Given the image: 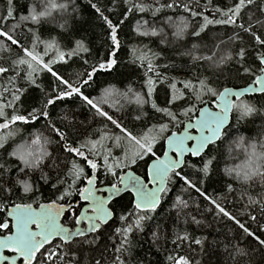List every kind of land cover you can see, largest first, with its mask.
<instances>
[{
  "label": "trees",
  "instance_id": "1",
  "mask_svg": "<svg viewBox=\"0 0 264 264\" xmlns=\"http://www.w3.org/2000/svg\"><path fill=\"white\" fill-rule=\"evenodd\" d=\"M35 2L37 0H13V18H9L7 21L0 19V29L11 30L14 38L19 39L26 47H31L33 43H36V50L43 55L44 61L49 62L53 71L64 79L76 83H79L81 79H86L85 71H91L92 65L107 59L112 50L109 39L110 29L91 8L89 0H75L77 11L72 13L74 19L70 21L72 26L67 31L59 26L64 23L65 19V15L59 12L53 13V17L41 24L21 22L20 17L27 15L29 7ZM57 2H64V0H57ZM92 2L101 7L113 24H119L117 35L120 48L117 51V66L111 72H98L94 77L92 87L85 86L82 91L94 99H98L102 90L109 85H114L120 92L127 91L129 87L138 92L147 101L143 107L121 97H114L108 104L102 105L104 111L133 135L149 134L150 130L151 134L155 135L160 124H167L169 127V132L164 136L178 131L183 122L189 119V116L182 115L186 108L195 105L196 110L189 114L192 118L201 105L213 101L209 95H204L202 101H197L194 93L184 87L188 81L199 87L198 80L206 79L210 86L222 90L225 87H243L260 73L259 59L264 46L256 44L239 25L243 24L247 27L250 17L252 23L264 20V12L261 11L264 9V0H256V4L242 9L239 16H233L235 24L215 23V21L227 19L224 13L231 15L229 10L234 9L239 0H176V3L180 4V7L177 8L161 7L172 3L173 0H128L127 3L125 0H92ZM132 3H144L151 9L160 8V11L155 16L152 15L151 10L147 12L134 10L129 13L127 9ZM184 4H188L193 11L200 15L192 17L190 13L184 11ZM7 8V0H0V18L6 16ZM169 16L174 20H178L181 16L187 18L189 29L184 39L177 41L173 37L174 29L165 23ZM205 16L213 20L214 23L208 25L199 37L192 35V32L200 30ZM125 17L127 18L125 19ZM121 20H123L122 24H120ZM143 21H148L149 27H155L157 30L163 29L161 35L155 37L139 35L136 26L138 22L142 23ZM253 30L264 38V28L257 25ZM237 34L240 38L229 39L236 37ZM36 37L39 39L36 40ZM77 40H83L89 51H80L77 55L68 56L67 53L76 47ZM161 40L165 42L161 43ZM52 42H55L60 52L65 53L63 60L59 59L57 51L52 48L44 55L45 47ZM0 45L11 47V53L0 51V66L10 69L8 73L0 76V104H6L12 99L11 95L4 92V88L13 87L9 80L14 79V87L25 90L21 101L16 102V109L21 114L27 115L33 108H42L46 97L54 98L61 89L59 81L45 70L37 71L35 74L36 84L39 87L29 84L25 79L26 66L15 69L11 67L12 59H15L17 55H22L21 49L11 45L5 37H0ZM193 45L197 47L194 49ZM241 48L245 50L243 61H239V57L236 55ZM187 52H191L192 55L183 54ZM144 53L152 58V63L155 66L154 72H147V61L144 62V66H141V61L136 60V56ZM229 53L232 54L233 59L217 67L216 64L219 63L220 58ZM193 55L197 57L213 56L215 63L203 59L194 61ZM245 69H249V71L245 72ZM157 73H159V77ZM149 77L155 81V90L151 96L147 95ZM172 84H175V89L171 87ZM173 98H175L174 103H170L169 101ZM153 102L158 108H167L176 113L178 122H173L165 113L156 111L152 107ZM234 102L250 105L258 111L252 116L240 119L239 123H237V118L240 116V112L237 110L231 112L229 123L233 125V129L229 137L226 138L225 149L228 144L241 136L249 143L264 141V93L246 95ZM47 111L49 112L48 119L41 117L28 125L17 122L11 126L14 136L10 137L5 144L7 151L0 149V163H5V167L10 171L0 170V183L16 180L19 162L10 157L8 152L24 141L30 140L33 133H43L52 141L47 147L53 157H58L60 161L74 159L84 168L86 177L91 176L92 171L87 161L64 150L65 141L59 140L57 135L52 132L49 126L50 122L67 133L66 143L73 147L79 148L81 144L88 141H101L102 136L107 137L101 141L103 147L95 155H92L87 148H84L83 151L89 159L94 160L98 165L95 174L98 183H116L118 176L127 168H115L114 171L117 175L113 176L105 166L104 157L108 156L109 165L123 159L128 144L123 139L124 134L121 129L106 118L97 115L94 109L75 96L71 99L57 100L55 104L48 107ZM5 112L10 117L13 108H5ZM65 114L69 115L72 120L71 127L67 126V121H62ZM138 116L140 119H137ZM2 122L3 118H0V123ZM8 131H0V135ZM117 136L121 137L119 146L115 140ZM163 141L164 138L160 139L154 148L157 155L163 152ZM150 159L152 157H146L145 161H139L137 165L129 168L145 178L146 167ZM186 159L189 164L197 162V167H199L198 157L188 155ZM243 159L242 149L235 148L231 155L225 150V155L221 158L218 168L211 174L210 179L204 178L201 173L191 167H185L183 172L202 192L220 203L256 236L264 239V213L260 211L259 206L249 204V197L264 198V187L259 182L250 185L241 184L224 172L225 167L239 164ZM45 165L43 171L49 175L48 183L39 179L41 175L39 170L30 173L39 192L34 199L25 198L21 201L18 197H13L15 202L31 203L34 206H38L40 203H49L56 199L59 191L67 187V184H61L59 191L57 188H53L51 185L57 181V173L50 171V160H46ZM66 172L67 168L62 164L59 179L63 180ZM86 177L77 182L78 188L84 187L87 181ZM229 185L232 186V191H229ZM169 186L172 190L162 200L154 219L145 223L144 232L133 234V247L130 252L122 254L116 251L122 241V236L116 230L125 226V223L121 222L120 216L127 215L133 210L130 203L132 194L125 192L122 194V199L113 200L109 204L114 216L109 224L102 229L103 235L89 234L88 239L95 237L97 242L90 245L80 240L74 241L70 245L72 251H68V247L63 248V251L68 253L66 260H58L57 264H76L77 261L79 264H96V261H99L100 264H114L117 255H122L126 264H174L173 261L168 260L169 256L174 259L184 257L190 261V264H264V245L259 244L255 236L248 237L233 220L218 214L214 205L195 189L187 188L183 181L176 179V182ZM177 195H181L188 202V207L179 217L176 215V210L172 208ZM69 200L76 205L79 196L74 194L71 198H66V201L60 203L67 205ZM0 203H7V201H0ZM78 209L79 207L76 211ZM251 216H255L256 220L253 221ZM5 217L6 212H0V220ZM67 217L70 216L66 213L65 218ZM192 217L200 220L201 224L193 223ZM157 225L165 238L154 245L152 232L156 231ZM184 231L190 234L191 239L173 244L172 240L175 234ZM205 237L207 240L203 247L194 243V239ZM53 244H61V241L55 239ZM47 247H52V245Z\"/></svg>",
  "mask_w": 264,
  "mask_h": 264
},
{
  "label": "snow or ice",
  "instance_id": "2",
  "mask_svg": "<svg viewBox=\"0 0 264 264\" xmlns=\"http://www.w3.org/2000/svg\"><path fill=\"white\" fill-rule=\"evenodd\" d=\"M125 2L127 3L128 0H125ZM89 4L99 15V18L104 21L108 29H110L109 39L111 40L112 50L107 59L98 62L96 65H92L91 71L86 70L85 75L87 78L81 79L79 83L70 82L53 71L50 63L45 62L43 55L36 50V43H33L31 47H26L19 39L14 38L11 30L4 31L0 29V37H5L7 41H10L11 45H15L21 49L22 55H17L15 59H12L11 67L15 69L20 66H26L25 79L29 84L39 87V85L36 84L35 74L37 71L46 70L51 73L52 76L59 81V85L62 86L54 98L46 97L42 108H33L31 112L24 115L16 109V102L21 101V97L25 90L14 87V79L9 80V83L12 84L13 87H5L4 92L11 95L12 99L6 104H0V118H3V122L0 123V131H9L0 135V149H5V144L8 142V139L14 136L13 131H11L12 125H15L17 122L28 125L39 120L41 117L48 119L49 112L47 109L50 105L55 104L57 100L71 99L75 96L91 109H94L97 115L111 121L112 124L120 128L121 132L124 134L123 139L127 141L128 148L125 151L123 159L117 160L112 165H109L108 156L105 155L104 157L108 172L116 176L117 173L114 171L115 168L132 167L133 165H137L139 161H145V158L149 156L153 158L152 163L147 165L145 178H141L134 173H128L126 177L120 176L117 183L111 185V188L108 190V196L105 199L104 197L95 195L96 176L94 173L98 165L94 160L89 159V157L85 155L83 149L87 148L92 155H95L100 148L103 147L101 141L107 139V137L102 136L101 141H88L77 148L66 143L68 140L67 133L61 131L55 124L49 123L52 132L57 135L59 140L65 141L64 150L87 161L88 166L93 170V175L86 177L84 168L74 159L71 161H60L58 157H53V154L48 151L47 146L52 142L48 137L44 136L43 133H33L30 140L24 141L22 144L17 145L11 152H8L10 157L15 158V160L19 162L16 180L0 183V201H7V203H0V212L8 213L7 217L0 220V264H57L58 260H66L68 253L64 252L63 248L68 247V251H72L70 245L74 241L80 240L90 245L96 243L95 237L88 239L89 234L95 233L100 236L103 235L102 229L105 225L109 224V221L114 216L112 208L108 205L113 200L118 201L122 199L121 194L124 192H129L134 197V200L130 201L133 210L127 215L120 216V220L125 223V226L116 230L117 233L122 236L121 245L116 251L122 254L130 252L133 247V234L145 231V223L154 219V215L157 214L162 200L172 190L169 185L174 184L176 179L183 181V184L187 188L195 189L215 206L218 214H222L224 217L233 220L248 237L255 236L259 244L264 245V239L256 236L254 232L250 231L244 223H241L235 216L221 206L220 203L202 192L201 189L192 182L189 176L183 172L185 167H191L198 173H201L204 178L210 179L211 174L216 171L221 158L225 155V150L231 155L235 148H240L243 150L244 154L243 161L231 167H225V174L241 184L250 185L254 182H259L260 185L264 187V141L249 143L241 136L228 144L226 149L224 147L226 138L229 137L233 129V125L229 123L230 113L233 110L240 112V116L237 118V123H239L240 119L252 116L258 111L250 105L236 103L232 99L234 97L236 101H239L240 97L243 96L247 90L235 92L225 87L220 91L210 86L209 81L206 79L198 80L199 87L191 81L186 82L184 87L190 89L194 93L197 101H202L204 95H209L213 98V103L217 110L213 111L209 108H201L199 109V116L194 124L191 122L186 123L184 131L180 134L171 132L170 135H167V145L174 156L170 157L169 152L165 151L163 153L164 159H161L156 151H154V148L160 139L165 138L164 134L169 132L167 124H160L155 135H152L150 130L149 134L137 136L128 132L127 129L122 128L121 125L102 108V105L108 104L114 97H121L143 107V104L147 103V101L144 100L138 92H135L131 87L125 92H120L114 85H109L102 90L98 99H94L90 95H85L82 91V88L85 86L92 87L94 77L98 72H111L117 66V51L120 48V41L117 35L119 24H113L112 20L104 14L101 7L93 3L92 0H89ZM254 4H256V0H239L235 8L229 10L231 15L224 13L227 19L218 20L215 21V23L235 24L233 16H239L242 9ZM7 5L6 16L0 18L4 21L13 18V0H7ZM161 7L177 8L180 7V4L176 3V0H173L172 3L162 5ZM183 8L184 11L190 13L192 17L200 15V13L193 11L188 4H184ZM134 10L139 12L151 10L152 15L155 16L160 11V8L151 9L150 6L144 3H132L127 11L132 13ZM76 11L75 0H64V2H57V0H37V2L29 7L28 14L20 17V21L41 24L43 21L53 17V13L59 12L65 15L64 23L59 26L67 31L72 26L70 21L74 19L72 13ZM261 11L264 12V9H261ZM126 18L127 17H125V19ZM122 23L123 20L120 21V24ZM165 23L174 29L172 35L175 40L179 41L184 39L189 29L187 18L181 16L178 20H174L169 16ZM213 23V20L205 16L204 23L200 26V30L192 32V35L199 37L201 32H203L208 25ZM148 25V21H143L142 23L138 22L136 26L137 33L141 36L155 37L161 35L163 29L157 30V28L149 27ZM257 25L264 28V20H257L255 23H252L250 17L247 27L243 24H240L239 27L245 33H248L256 44L264 46V38L253 30ZM29 31H31V29H29ZM237 38H240L239 34L229 39ZM38 39L39 38L36 37V40ZM164 42V40H161V43ZM196 47V45H193L194 49ZM50 48L55 49L59 59L63 60L65 53L59 51L55 42L45 47L44 55L47 54ZM0 51L11 53V47L0 45ZM80 51H89L83 40H77L76 47L71 52L67 53V55H77ZM183 54L192 55L191 52ZM214 55L215 53L213 56ZM236 55L239 57V61H243L245 58V50L241 48ZM153 56H155V54H153ZM213 56L197 57L193 55L192 58L194 61L203 59L215 63ZM232 59L233 56L229 53L227 56L221 57L216 66L219 67L220 64L227 63ZM136 60L141 61V66H144V62L147 61V72L155 71L152 58L149 57L147 53L136 56ZM85 63H87V61H85ZM260 63L264 64V56L260 57ZM9 70V67L0 66V76L8 73ZM248 71L249 69H245V72ZM260 72L264 73V68H260ZM17 75H19V73H17ZM157 76L159 77V73H157ZM253 83L259 86L258 89H256L257 91L264 93V75L255 76ZM147 84L149 85L147 95L151 96L155 90V81L149 77ZM171 87L175 89V84H172ZM174 101L175 98L169 102L174 103ZM9 107L13 108V113L10 117L5 112V108ZM152 107L158 112L165 113L171 118V121L178 122L176 113H173L167 108H158L155 102L152 103ZM195 110V105H192L186 108L182 115L189 116L190 121L191 117L189 114ZM137 119H140V117L138 116ZM62 121H67V126H72V120L69 115L65 114L62 117ZM192 128H194L199 135H192L190 132ZM115 140L119 146L121 137L117 136ZM189 142L194 143H191V146H189ZM5 151H7V149H5ZM186 155L198 157L199 167H197V162L189 164ZM46 160L51 161L50 171H55L58 176L57 181L51 186L57 188L58 191L59 185L61 184H67V187L59 191V195L55 200L49 203H40L38 210L34 209L31 203L15 202L13 197H18L21 201L25 198L34 199L39 192V188L35 186L34 178L30 173L39 170L41 172L39 179L44 181V183H48L49 175L43 171L46 166ZM62 164L67 168L63 180L59 179ZM0 170H3V172L10 171V169L5 167V163H0ZM85 177L88 187L78 188L76 186L77 182ZM145 179L147 183H145ZM148 184H153L154 187L150 188ZM228 189L232 191V186L229 185ZM74 194H77L82 201L87 203V207L80 213L76 211L79 205L71 204L70 200L67 207H65L64 203H60L61 201H66V198H71ZM249 204L259 206L260 211L264 213V198L253 199L249 197ZM9 205H11L10 208ZM187 207L188 202L183 199L181 195H177L172 204V208L176 210L177 217H179ZM89 211L91 215L88 214ZM66 213L71 217V220L68 221L69 223L81 225L86 222L87 228H76L73 230L72 228L65 227L64 223L61 222V217ZM10 219L13 223H10ZM251 219L255 221L256 217L251 216ZM192 222L197 225L201 224V221L197 220L195 217H192ZM3 233L9 234L5 235ZM57 238L61 241V244H53V241ZM162 238L165 237H163L159 230V225H157L156 231L152 232V243L155 245ZM189 239H191V237L187 231L183 233L177 232L172 243L178 244L188 241ZM206 240L207 237L203 239H194V243L203 247ZM48 245H52V247H47ZM3 250H8L10 254H3ZM168 260L173 261L174 264H190V261L184 257L174 259L172 256H169ZM76 264H79V262L77 261ZM96 264H100V262L96 261ZM114 264H126V261L122 258V255H117Z\"/></svg>",
  "mask_w": 264,
  "mask_h": 264
},
{
  "label": "water",
  "instance_id": "3",
  "mask_svg": "<svg viewBox=\"0 0 264 264\" xmlns=\"http://www.w3.org/2000/svg\"><path fill=\"white\" fill-rule=\"evenodd\" d=\"M262 56H264V53H263V55ZM261 66H262V68H264V64H261ZM258 75H264V73H259ZM254 81V80H253ZM253 81L252 82H250V83H248L247 85H245V86H243V87H237V88H235V87H227V88H230V89H232L233 91H235V92H239V91H242V90H247L246 92H245V94L243 95V96H246V95H255V94H261L259 91H257L256 89H258V85H255L254 83H253ZM223 90V89H222ZM221 90V91H222ZM242 97V96H241ZM233 100L235 99L234 97L232 98ZM201 108H209V109H211V110H213V111H216L217 109L215 108V106H214V103H213V101L210 103V104H203L202 106H200L198 109H197V112H196V114H195V116L189 121V120H185L184 122H183V125H182V128L180 129V130H178V131H174V132H177L178 134H180V133H182L183 131H184V127H185V124L186 123H189V122H191V123H195V121H196V119H197V117L199 116V109H201ZM229 121H230V116H229ZM190 132H191V134L192 135H199V133L198 132H196V130L194 129V128H192V129H190ZM171 134V133H170ZM170 134H168V135H170ZM167 137V136H166ZM166 137L164 138V141H163V145H164V150H163V152H162V154H160L159 156L161 157V159H164V156H163V153L165 152V151H168L169 152V156L170 157H173L174 156V154L171 152V149L168 147V145H167V141H166ZM191 143H194V142H189V146H191ZM186 156H188V155H186ZM152 163V159L148 162V164L147 165H149V164H151ZM128 173H134L135 175H137V176H140V175H138L137 173H135V171L134 170H132V169H127V170H125L120 176H127V174ZM93 175V174H92ZM119 176V177H120ZM141 178H143L142 176H140ZM118 180H119V178H118ZM145 183H147V180H145ZM122 186V185H121ZM86 187H88V185L86 184ZM148 187H154V185L153 184H148ZM111 188V185H101V186H99V187H96L95 188V195L96 196H99V197H104L105 199L107 198V196H108V190ZM125 193V192H124ZM123 194V193H122ZM121 194V195H122ZM133 197V196H132ZM80 199V198H79ZM81 200V199H80ZM133 200H134V197H133ZM82 201V200H81ZM84 202V201H83ZM33 206V205H32ZM11 207V206H10ZM9 207V208H10ZM39 207V206H38ZM38 207H35V206H33V208L34 209H37L38 210ZM65 207H67V205L65 206ZM85 207H87V203L85 202V205L82 207V209H81V212L84 210V208ZM6 216H8V213L6 212ZM62 218V217H61ZM10 223H13V221H11V219H10ZM85 225H86V227H82V226H80V225H76L75 227H74V229L73 230H75L76 228H84V229H86L87 228V223L85 222ZM66 227V226H65ZM6 235V234H5ZM3 254H10L9 252H8V250H3Z\"/></svg>",
  "mask_w": 264,
  "mask_h": 264
},
{
  "label": "flooded vegetation",
  "instance_id": "4",
  "mask_svg": "<svg viewBox=\"0 0 264 264\" xmlns=\"http://www.w3.org/2000/svg\"><path fill=\"white\" fill-rule=\"evenodd\" d=\"M101 184L100 183H98V180H96V182H95V188L96 187H98V186H100ZM79 203V209L77 210V213H80L81 212V209H82V207L84 206V202H80V201H78V202H76L75 204L77 205ZM72 204V203H71ZM74 205V204H73ZM89 215H91V212L89 211V213H88ZM70 219H71V217H69ZM68 217L67 218H65V215L61 218V222L62 223H64V226H66V227H68V228H72V229H74V227L76 226V225H74V224H72V223H69L68 221H70V219H69ZM80 226H82V227H86V225H85V223H83V224H81Z\"/></svg>",
  "mask_w": 264,
  "mask_h": 264
},
{
  "label": "bare ground",
  "instance_id": "5",
  "mask_svg": "<svg viewBox=\"0 0 264 264\" xmlns=\"http://www.w3.org/2000/svg\"><path fill=\"white\" fill-rule=\"evenodd\" d=\"M263 53H264V50H263V52H262V55H263ZM262 55H261V56H262ZM261 56H260V57H261ZM259 60H260V59H259ZM132 200H133V197H132Z\"/></svg>",
  "mask_w": 264,
  "mask_h": 264
}]
</instances>
